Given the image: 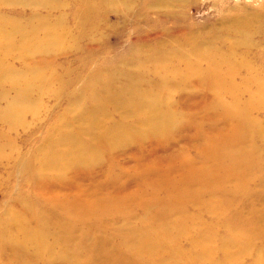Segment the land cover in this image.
I'll return each mask as SVG.
<instances>
[{
    "label": "bare ground",
    "instance_id": "obj_1",
    "mask_svg": "<svg viewBox=\"0 0 264 264\" xmlns=\"http://www.w3.org/2000/svg\"><path fill=\"white\" fill-rule=\"evenodd\" d=\"M0 1H3L5 5L20 8L27 6L36 12L42 10L49 13L46 16L33 12L28 19L29 27H24L21 19L0 17V37L8 35L3 39L5 50L24 58L26 68L30 66L28 61L33 54L42 53L52 56L56 52L60 55L70 50L60 45L61 41L57 40L69 36L64 38L68 40L71 35H77L74 29L67 26L66 16H54L55 13L63 10L61 0ZM76 2L86 7H84L86 13H97L99 5H105L110 9L120 6L124 11L130 6L125 3V0H76ZM53 9L55 11H51ZM90 19L85 17L84 22L94 23L96 20ZM249 26L247 21L238 28V31L236 30L242 36L241 41L244 40L243 37L246 40L249 38L248 33L252 30ZM246 42L250 43V41ZM0 45V49L4 47L2 39H0ZM12 45L14 48H11ZM162 49L163 45L159 46L154 53L147 55V58L149 62L153 61L152 72L158 75L160 69V76L163 77L170 74L167 72L170 62L167 60L169 53H164ZM230 50L231 48L229 51L216 53L217 47H208L191 67L184 71L175 69L171 71V73H177V76L193 73L199 81L219 92L217 96L213 94L207 99L209 101L208 114L207 117L205 115L202 117L207 126L202 128V124H196L198 139L206 143L202 146L203 148L197 149L199 150L197 152L201 154L200 161L188 156L190 153L188 151L186 154L184 152L177 154V151L173 155L170 154L168 164L165 166L161 164V166L164 170L171 172L169 165L176 163V172L172 181L166 178L163 185L159 182L157 172H150L151 170L147 171V169L139 171L138 175L137 173L128 174L122 179L112 174V179H116L113 181L115 183L113 186L117 183L114 192L116 196L115 199L106 201L105 204L97 198L85 200L83 197L86 191L82 189L84 188L82 183L77 184L76 187L67 182H54L52 186L71 188L75 195L74 200L63 202L62 207L59 208L65 223L55 222L56 227L52 229H56L57 234H52L51 223L49 227L44 223L45 221L41 219L44 215L41 213V216L30 201L22 200L9 206L3 214V219L0 220V230L2 224H5L2 228L7 227V230L15 227L16 221L20 228V234L12 239L13 243L8 239L9 233L0 234V253L5 250L14 255L13 258L16 260L14 264H32L33 261L35 264H100L94 263L92 257L90 258L91 249H97L102 239L96 228L103 223L102 227L105 225L111 228L116 227L110 225L109 221L101 222L102 219H98V213L104 212L106 208L105 213L109 211L110 214L112 211L122 215L124 212L130 216L133 214V208L129 211V208L125 206L131 199H135L133 200L135 201L134 209L145 213L144 217H139V220L146 226L138 229L134 227L129 230L123 227L119 229L116 250L118 252L119 248L125 246L129 253L126 255L128 262L121 261L119 264H225V262L226 264H239V259L241 257L243 259L249 253L253 254V257L251 254L252 263H264V248H262L264 247L262 245V239H264V142L257 143L258 135L264 139V125L257 126L255 119L259 113H264V65L260 69L250 68V62L245 57L239 55L238 60L234 49ZM181 52L182 49H179L177 55L179 56ZM4 65L7 64L0 54V103H5L2 105L3 110H0L2 113L0 114V129L4 130V133L0 131V155L13 157L17 150L11 141L13 138L9 131L14 132L12 129L17 127L20 115L33 113L30 109L25 114L27 107H22L17 103L22 100L19 91L34 90L36 85L34 82L42 80L44 83L45 79H53V77L52 72H35L27 78L30 70L24 68L25 70L13 71L7 69L8 67H3ZM243 68L248 71L246 77L239 75ZM138 78L140 77L137 73H128L125 84L117 88L111 78L102 83L97 79L93 83L86 84L93 108L97 109L100 106V114H104L108 109L111 113L114 110L119 112V110L126 109L123 114L127 115V112H131L128 115L134 119L132 125L137 128L132 127V129H137L136 131L132 132L129 123L120 118L109 121L106 132L103 131L107 127H100L98 121L94 123L93 131L92 128L89 129V133L87 130H81L80 136L89 137V140L70 139L68 146L63 147V151L58 149L57 141L48 139L43 145V153L40 152L41 164L35 172L30 173L29 178L43 181L47 185L46 174L60 172L64 177H68L69 169L77 172L87 169V166L94 160L88 159L90 157L89 147L77 148L79 140L90 142L100 151L108 148L117 150L127 140L129 144L133 142L139 146L140 139L143 137L142 144L145 143L148 133L155 136V134L166 135L173 132L179 117H176V113L167 112L163 105H159V102L152 97L153 92L146 90V94L131 96L135 90L138 91ZM46 82L47 86H51L50 81ZM6 85L8 89L5 88ZM250 87L252 91L248 90ZM13 92L20 98L11 96ZM119 95L124 98L118 99ZM108 99H113L115 103L108 104ZM195 115L191 114L187 118L193 120ZM117 116L121 117L120 113ZM199 116L196 115L197 118ZM142 130H146L145 134H142ZM128 135H133V137L127 139ZM135 137L138 138L133 140ZM192 142V139L188 140L184 137L182 143H185L187 147ZM113 153L108 152V154ZM14 160L12 161L13 166H20V168L28 166L25 161L20 162L16 158ZM98 176L99 173L92 174L88 181L90 183L97 181ZM107 176L106 174L104 178ZM150 178L152 180L148 181ZM230 180L242 181V184L233 188L231 193L222 192L226 184L230 185ZM132 182L137 189L140 186L136 194L138 199L136 197L124 198V187ZM91 185L94 186L96 192H99L102 187L106 188L101 182L98 185ZM149 191L154 195L160 191L159 195L162 199L152 197V200H148L149 198L146 200L145 198L149 197L147 194ZM237 192L240 194H235ZM239 196L248 198L247 204L244 208L242 207L245 211L238 210V207L245 203ZM183 202L189 205L179 211L177 206L180 205L183 208L181 205ZM258 202H261L260 210L255 209V204ZM148 203L156 205L153 208L158 212V217L154 220L148 218L151 209ZM191 209L193 212L189 211ZM164 215L173 217V222L167 228L158 224L159 219ZM32 217L35 219L31 220ZM61 217H59L60 220ZM89 219L94 222L88 221ZM85 228L87 229L84 230ZM44 230L47 232L42 234ZM155 235L158 236L152 238L156 242L150 243L146 240L144 243V238L148 239L147 237ZM61 239L65 245H60ZM257 242H260L261 248L257 247ZM89 248L90 251H88ZM184 249L187 250V254L182 252ZM107 264L117 263L110 260Z\"/></svg>",
    "mask_w": 264,
    "mask_h": 264
},
{
    "label": "rangeland",
    "instance_id": "obj_2",
    "mask_svg": "<svg viewBox=\"0 0 264 264\" xmlns=\"http://www.w3.org/2000/svg\"><path fill=\"white\" fill-rule=\"evenodd\" d=\"M61 1L63 10L55 13L54 16H66L67 26L74 29L75 34H77L71 35L68 40L64 38L69 36L57 39L61 41L60 45L70 49L65 53L58 55L59 53L56 52L52 56L42 53L33 54L28 61L30 66L26 68L24 58L5 50L3 39L8 35L0 37L4 44V47L0 49V54L7 64L3 67H8L7 69L13 71L28 69L30 71L27 78H30L35 72H52L53 77V79H45L44 83L42 80L34 82L36 84L34 90L22 89L19 91L22 100L17 103L22 107H27L25 114L30 109L33 113L20 115L17 120V127L12 129L14 132L9 131L17 153L13 157L5 154L0 155L2 162H0V220L3 219V214L9 206L22 200H28L41 216L44 215L41 219L45 221L44 223L48 227L51 223L50 231L52 234H57L56 229H52L56 227L55 222L65 223L59 208L62 207L63 202L74 200L75 196L71 188L54 187L51 185L54 182H67L76 187L82 183L84 187L82 189L86 191L83 197L85 200L97 198L105 204L106 201L115 199L116 196L114 192L117 183L113 186L115 184L113 181L116 179H112V174L118 175L122 179L128 174L137 173L138 175L140 174L139 171L147 169V171L151 170L150 172H157L159 182L163 185L165 184L164 179L167 178L172 181L176 172V163L169 165L171 172L164 170V167L161 166V164L164 166L168 164L167 160L171 157L170 154L173 155L176 151L177 154L180 152L186 154L188 151L190 152L188 156L200 161L201 154L197 152L199 151L197 149L203 148L202 146L206 143L198 139L196 124H202V128L207 126L206 121L202 119L204 115L207 117L208 114L209 101L207 99L213 94L217 96L219 92L199 81L193 73L177 76V73H171L172 69L176 71L186 70L196 63L202 52H206L205 49L212 46L217 47L216 53H221L224 50L229 51L230 48V51L234 49L238 60L239 55H242L250 62V68L260 69L264 65V0H125V3L130 5L126 11L120 6L110 9L105 5H99L97 13H86L84 10L86 7L84 6V8L81 4L78 5L76 0ZM33 12L36 11L27 6L20 8L5 5L3 1H0V17L21 19L24 27L30 26L28 19ZM43 12L39 10L36 13H42L46 16L49 14ZM85 17L96 20L94 23L89 21L86 23L84 22ZM247 21L250 25L249 29H252L248 33L250 39L247 37L246 40L243 37L244 40L241 41L242 36L236 30L238 31V28ZM246 41H250V43L248 44ZM14 45L11 48H14ZM161 45H163L162 51L169 53L167 60L170 62L168 64L170 67L167 72L171 74L163 77L160 76V69L158 75L152 72L153 61L149 62L147 58V55L154 53ZM179 49H182V52L178 56ZM247 72V69L243 68L239 75L246 77ZM128 73H137L140 77L138 78V91L135 90L131 95L132 97L138 94H146L145 91L150 90L149 92H153L152 97L159 102V105H163L167 112L176 113V117L179 119L176 121L173 132L166 135L155 134V136L148 133L145 143L142 144L143 137L140 139L139 146L130 141L129 144L127 140L117 150L108 148L100 151L90 142L79 140L77 148L89 147L90 157L88 159L94 160L87 166V169L81 172L69 169L70 175L68 177H64L63 173L60 172H51L45 177L48 179L47 185L43 181L31 180L29 178L30 173L35 172L38 165L41 164L40 152L43 153V145L48 139L57 141L58 149L63 151V147L68 146L70 139L89 140V137L80 136L81 130L88 132L92 128L93 131L95 129L94 123L98 121L100 127H107L103 131L106 132L109 121L120 118L129 123L132 132L137 130L132 129L135 126L132 125L134 119L128 115L131 112H127V115L123 114L126 109L119 110V112L114 110L113 113L108 109L104 114H100V106L97 109L93 108L86 86L87 83H93L97 79L102 83L111 78L116 88L121 87L125 84ZM46 81H50L51 86H47ZM5 88L8 89V85ZM248 90L252 91L251 87ZM16 94L18 93L16 92ZM11 96L20 98L19 95H14V92L11 93ZM123 98L122 95L118 96V99ZM8 100H12V98H8ZM107 103L113 105L115 101L108 99ZM2 105L5 103H0V110H3ZM227 106L231 107L230 105ZM118 113L121 117L117 116ZM0 114L2 113L0 112ZM191 114L200 116L197 118L195 115L193 120H189L187 116ZM255 119L257 126L264 125V113H259ZM258 130H260L259 127ZM0 131L4 133L3 129ZM96 131L98 130L96 129ZM145 131L142 130V134H145ZM202 136L204 137V133ZM129 137L132 138L133 135H128L127 139ZM184 137L193 141L187 147L185 143H182ZM137 138L135 137L133 140ZM261 142H264V139L258 135L257 143ZM171 148L174 149L171 150ZM108 152L114 153L108 154ZM14 158L19 159L20 162L25 161L28 166L24 168L13 166ZM198 163L200 164V162ZM21 165L23 166V164ZM95 173H99V178L90 183L88 179ZM106 174L108 176L104 178ZM71 175L73 176L70 177ZM152 175L154 174L152 173ZM109 176L110 178H108ZM150 180L152 179L150 178L148 181ZM99 182L103 183L106 188L103 189L102 187L99 192H96L91 184L98 185ZM229 182L230 185L226 184L222 192L231 193L233 188L242 184V181L239 182L238 180H230ZM134 186L132 182L124 187V198L136 197L138 199L136 194L140 186L138 189ZM250 188L254 189V187ZM150 192L147 193L149 197H146V200L147 198L152 200V197L162 199L159 195L160 191L156 192L155 195ZM241 198L245 203L241 204L238 210L245 211L243 208L247 204L248 198ZM133 200L135 199H131L125 206L129 208V211L133 208V214L130 216L124 212L121 215L112 211L109 214L107 211L110 215L108 217V214L105 213L106 208L104 212L98 213L97 216H99L98 219H102L101 222L109 221L110 225L116 228L107 225L102 227L104 223L96 228L102 239L97 249H91L90 258L92 257L94 263L107 264L110 260L117 264L121 261L128 262L127 248L122 246V248L118 247L120 251L117 252L116 250V238L118 232L120 233L119 229L121 227L128 228V230L133 227L138 229L146 226L144 222L139 220V217H144L145 213L139 209H134L135 201L133 202ZM153 203L157 204V202ZM184 203L186 204L184 205ZM181 205L183 208L180 205L177 206L179 211L189 204L183 202ZM260 205L261 202L256 203L255 209L260 210ZM148 206H151L149 220L156 219L158 212L153 208L156 205L148 203ZM189 211L193 212L192 209ZM34 219L35 217L31 218V220ZM172 220L173 217L164 215L159 219L158 224L167 228L173 222ZM88 221L94 222L92 219ZM4 225H1L0 234L9 233L8 239L12 242L13 237L20 234L18 223L16 221V226L8 228V230L7 227L2 228ZM46 232L44 230L41 233ZM156 236L158 235L147 237L148 239L144 238V243L146 240L150 243L156 242L152 238ZM140 242L142 243V240ZM262 242L264 245V239ZM59 243L65 245L62 239ZM257 243L259 245L257 247L261 248L260 242ZM182 252L187 254L186 249ZM251 254L244 256L243 259L241 257L238 261L239 264H254ZM13 257L14 255L11 253L2 251L0 264H14L16 260ZM32 264H35V261Z\"/></svg>",
    "mask_w": 264,
    "mask_h": 264
}]
</instances>
